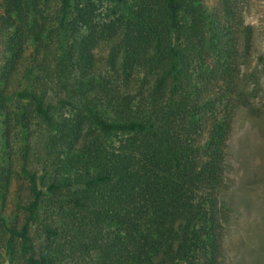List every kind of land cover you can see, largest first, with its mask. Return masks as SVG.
Wrapping results in <instances>:
<instances>
[{
    "label": "trees",
    "instance_id": "16d2710c",
    "mask_svg": "<svg viewBox=\"0 0 264 264\" xmlns=\"http://www.w3.org/2000/svg\"><path fill=\"white\" fill-rule=\"evenodd\" d=\"M251 47L234 0H0V264H222Z\"/></svg>",
    "mask_w": 264,
    "mask_h": 264
},
{
    "label": "rangeland",
    "instance_id": "374dc122",
    "mask_svg": "<svg viewBox=\"0 0 264 264\" xmlns=\"http://www.w3.org/2000/svg\"><path fill=\"white\" fill-rule=\"evenodd\" d=\"M216 1L206 3L213 8ZM234 1L245 24L252 27V47L243 72L254 77L247 82L249 88L258 83L260 98L234 111L225 155L229 193L225 206L230 218L223 232L222 264H264V181L258 174L264 167V0Z\"/></svg>",
    "mask_w": 264,
    "mask_h": 264
}]
</instances>
